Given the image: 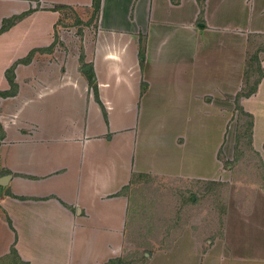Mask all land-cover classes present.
<instances>
[{
    "label": "crops",
    "instance_id": "1",
    "mask_svg": "<svg viewBox=\"0 0 264 264\" xmlns=\"http://www.w3.org/2000/svg\"><path fill=\"white\" fill-rule=\"evenodd\" d=\"M65 11L92 0H0V29L18 18L0 33V93L14 64L17 86L0 97V264H264V223L227 217L213 241L177 225L137 236L126 194L143 179L222 180L250 53L262 76L238 103L264 164V0H101L71 35Z\"/></svg>",
    "mask_w": 264,
    "mask_h": 264
},
{
    "label": "rangeland",
    "instance_id": "2",
    "mask_svg": "<svg viewBox=\"0 0 264 264\" xmlns=\"http://www.w3.org/2000/svg\"><path fill=\"white\" fill-rule=\"evenodd\" d=\"M62 15L59 24L68 35L74 33L76 28H80L77 26L78 16L90 21L94 19L90 11H78V14L65 11ZM211 53L214 56V51ZM257 66L256 54L250 53L246 63L243 94L253 88L258 78ZM233 107L228 113L224 139L218 151L217 159L223 171L221 181L202 183L196 180L151 178L137 182L126 191L132 199V204L136 205L135 210L132 208L134 210L132 225L133 228L137 227L134 228L137 236H143L146 232L149 235H160L161 231H164L163 236H169L171 234L169 227L177 225L180 232L183 229L187 230L189 226L197 238L213 241L222 234L221 230L227 217L228 223L232 222V226L235 225L234 222L244 219L247 228L243 229L245 228L246 232L253 224L264 223L262 215L257 213L260 211L258 204L262 205L261 200L258 201L260 196H255L256 192H253L257 188L264 191V164L260 156L262 154H259L252 145L253 119L250 128V121L243 114L242 108L239 109L240 105L236 103ZM220 135L221 133L216 139L212 138L214 143L210 142L209 146L211 152L209 161L214 166L216 163L212 158L217 150L214 146ZM257 139L258 144H264L263 134L259 133ZM213 174L222 173L217 170ZM256 198L258 200L255 202ZM228 210H231L232 216L228 214L230 213Z\"/></svg>",
    "mask_w": 264,
    "mask_h": 264
},
{
    "label": "trees",
    "instance_id": "3",
    "mask_svg": "<svg viewBox=\"0 0 264 264\" xmlns=\"http://www.w3.org/2000/svg\"><path fill=\"white\" fill-rule=\"evenodd\" d=\"M100 1L101 0H92V18H95L96 14L99 11ZM15 19H18V18H14V19H12L9 22H5L4 26L0 29V33L3 32L8 26H10L12 24L13 20H15ZM34 53H35V51L30 52L28 54V56L24 60L19 61L18 63H22V64L29 63ZM139 61H140L139 62L140 65H142L143 62H144V48H143V45L142 44H140V47H139ZM14 67H15V64L12 65L5 72V77H6V80H7L8 84H9L10 90L7 91V92L0 93V97H8V96H12V95H14L16 93L17 86H16V84L14 82V74H13ZM257 67H258L257 68V70H258V78L254 82L253 88L250 91H248V92H246L244 94H243V90H242V92H240L236 96V98H235V104L236 103L239 104L238 101H239V99L241 97H248L250 94H252V93L255 92L256 86L258 85V83H259V81L261 79V76H262V70H261L260 66L258 65ZM87 75L89 76L90 83H92L93 82V75H92V73L90 72ZM239 109H241V107H239ZM243 114L249 119V121H250V128H251V126H252V116L249 115V114H247V113H245V112H243ZM0 129H1V127H0Z\"/></svg>",
    "mask_w": 264,
    "mask_h": 264
}]
</instances>
